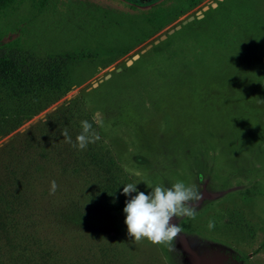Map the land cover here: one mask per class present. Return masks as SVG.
Segmentation results:
<instances>
[{"label":"rangeland","instance_id":"obj_1","mask_svg":"<svg viewBox=\"0 0 264 264\" xmlns=\"http://www.w3.org/2000/svg\"><path fill=\"white\" fill-rule=\"evenodd\" d=\"M159 1L25 2L0 19V69L36 79L0 80L1 263L264 264V0H203L140 42L110 21ZM81 120L98 135L82 150L60 134ZM6 151L31 165L17 183ZM178 181L203 194L195 215L170 241H133L123 185Z\"/></svg>","mask_w":264,"mask_h":264},{"label":"clouds","instance_id":"obj_2","mask_svg":"<svg viewBox=\"0 0 264 264\" xmlns=\"http://www.w3.org/2000/svg\"><path fill=\"white\" fill-rule=\"evenodd\" d=\"M80 132L75 140L69 135L67 128L60 134L73 147L85 149L88 144L98 139L88 120L80 121ZM137 183L129 182L123 185L122 194L127 198L123 207L124 224L127 234L133 241L146 239L152 243L170 241L180 232L177 217H193L196 206L203 194L194 186L187 185L183 181L164 184H149V191H140ZM55 180L50 181L49 192L56 191ZM207 227H214L210 219Z\"/></svg>","mask_w":264,"mask_h":264},{"label":"trees","instance_id":"obj_3","mask_svg":"<svg viewBox=\"0 0 264 264\" xmlns=\"http://www.w3.org/2000/svg\"><path fill=\"white\" fill-rule=\"evenodd\" d=\"M203 0H161L159 2H154L152 4H149L143 7L140 6H134L133 8L135 9V12L133 15H128L125 17H121L118 20L115 19L113 16V19H110L111 23H113L115 26H120L121 27V22L122 20H126L128 24V28L131 29V41H136L140 42L144 39H147L151 34L161 30L169 21V17H172L173 15H178L181 14L189 9H192L199 4H201ZM25 2H29L31 8L38 12H42L43 9L47 7L48 0H0V19L9 16L12 14L14 11H16L17 7L20 5H23ZM99 18H95L94 21L98 20ZM110 22L109 20H106ZM80 51H78L79 53ZM2 60V59H1ZM73 61V57L70 56L67 60V62ZM57 67V66H56ZM8 68H2L0 69V80L2 78L6 79L10 83V87L13 90V93H16V90L18 89H26L28 85H31V83L35 82V77H32L31 69L30 68H24L22 69V72L17 71V70H7ZM7 70V71H6ZM35 76V75H33ZM36 77H39L43 79L44 77L42 75H36ZM61 79L60 74L56 71L51 75V80H47V78L43 79L40 81V83L45 84V86L57 82L58 80ZM51 81V82H50ZM57 84V83H55ZM32 86V85H31ZM30 86V87H31ZM44 86V85H43ZM69 107H73L70 106ZM75 107V106H74ZM73 107V108H74ZM72 108V109H73ZM65 111V108H63ZM68 112V111H65ZM27 133L26 135H28ZM2 152V151H0ZM88 153L92 154L91 151H87ZM6 153L11 156L12 162L9 161L7 164L11 163L10 166L6 167V171H9V173L4 176V179H9L12 180V182L17 183L19 179H22L24 175L27 173V169H31V165L29 166H22L21 170L17 169V165L15 164L18 163V161L15 159H19V157L16 156V151H6ZM101 160V159H100ZM23 163V162H22ZM75 172H78V170H75ZM96 173V172H95ZM20 174L19 177L16 175ZM102 178V177H101ZM16 185V184H15ZM5 186V185H4ZM6 190V191H3ZM0 191H2L0 195V203L2 202V195L4 192H10V190H7V188H3V185L0 183ZM79 192V190H78ZM10 203H13L12 201ZM10 203H7L6 206H9ZM115 204V203H113ZM116 205V204H115ZM118 206H125V201ZM119 207V208H123ZM8 210H11L10 208H7ZM14 212L13 210H11ZM8 219V218H7ZM0 230H4L3 237L6 238V231L7 227H5V223H0ZM11 235V233H10ZM13 260H11L12 264H19L22 263L23 261H20L23 257H17V256H12ZM33 258L30 257L26 259L25 264L31 263L30 261ZM50 258L47 259L45 264H49ZM33 262V260H32ZM0 264H3L0 262Z\"/></svg>","mask_w":264,"mask_h":264},{"label":"water","instance_id":"obj_4","mask_svg":"<svg viewBox=\"0 0 264 264\" xmlns=\"http://www.w3.org/2000/svg\"><path fill=\"white\" fill-rule=\"evenodd\" d=\"M201 17H202L201 14L197 16L198 19L201 18ZM193 19H194L193 16L188 17L186 20L182 21L181 25H177L174 29L169 30V31H168V34H172L175 30H179V29L181 28L182 25H185V24H187L188 22H191ZM165 37H166V36L163 35V36L160 37L159 40H163ZM158 42H159V41H155V44L158 43ZM150 47H151V45H148V46L146 47V49H149ZM142 52H144V51H142ZM137 57H138V56L136 55V56L133 57V59H135V58H137ZM127 63H129V61H127Z\"/></svg>","mask_w":264,"mask_h":264}]
</instances>
